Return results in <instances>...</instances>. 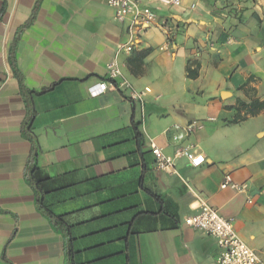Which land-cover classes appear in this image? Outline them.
Returning <instances> with one entry per match:
<instances>
[{"label":"crops","instance_id":"crops-1","mask_svg":"<svg viewBox=\"0 0 264 264\" xmlns=\"http://www.w3.org/2000/svg\"><path fill=\"white\" fill-rule=\"evenodd\" d=\"M195 4V8L191 6ZM0 264H217L216 240L187 226L201 201L235 218L239 236L264 260V0H182L152 4L158 21L129 53L128 21L108 0H0ZM37 6V8H36ZM34 117L23 130L26 103ZM171 19L168 34L161 26ZM117 58L142 100L116 88ZM196 62L198 75L188 76ZM196 65L192 64L194 69ZM107 89L94 95L97 84ZM46 177L24 175L32 148ZM177 136H181L176 138ZM166 155L191 146L204 162L156 168L151 142ZM225 174L245 193L221 188ZM251 200V202H248Z\"/></svg>","mask_w":264,"mask_h":264},{"label":"built area","instance_id":"built-area-1","mask_svg":"<svg viewBox=\"0 0 264 264\" xmlns=\"http://www.w3.org/2000/svg\"><path fill=\"white\" fill-rule=\"evenodd\" d=\"M108 4L114 10L115 19L118 22L128 21L129 42L119 46L116 53L119 54L120 52H131L135 46L137 35L158 21V15L152 4H157L166 9L180 8L182 7V0H108ZM191 8H195V4ZM160 24L165 32L171 33V19L163 18ZM107 71L109 78L116 82V88L123 91L129 90V99L133 101L142 100L144 94L150 91L149 88L140 92L133 90L131 84L124 78L116 57L108 62ZM93 88H96L93 94L97 95L104 92L107 86L102 83ZM179 137L181 136L176 138ZM150 146L155 156L156 168L169 173H176L175 159L183 156L187 157L194 165H200L204 162L202 156L193 155L190 150L191 146L177 150L174 156L166 155L153 141ZM248 187L247 183L234 181L230 174H225L221 183V188H230L237 193H245ZM184 223L201 230L216 240L218 246L217 264H264L260 255L239 236L235 228V218L222 216L217 209L207 202L201 201L199 211L196 214L186 216Z\"/></svg>","mask_w":264,"mask_h":264},{"label":"trees","instance_id":"trees-1","mask_svg":"<svg viewBox=\"0 0 264 264\" xmlns=\"http://www.w3.org/2000/svg\"><path fill=\"white\" fill-rule=\"evenodd\" d=\"M36 8H37V6H36ZM36 8L34 9V14L30 18V20L26 24H24L22 27H20L18 29V31L16 32L14 40L11 44L10 54H9V60H10L11 67L14 70L15 75L19 79L20 89H21V92L24 96V100L26 103L27 113H26V118L23 121V130L27 133L31 129V123H32V120L34 117V112L32 110L30 98L28 95V93H30V92L26 89L25 85L23 84L20 72L18 71L17 66H16V45H17V41L19 39L21 32L33 20V17H34L35 12H36ZM4 11H5V5H3V7L0 11V17L3 15ZM192 64L196 65L194 67V69L191 68ZM192 64L188 63V66H187L188 76L190 78H196L198 75L197 69H198L199 65L196 62H194ZM251 105L255 106V107H260V108L264 107L263 105H260L258 103H252ZM30 140L32 141V148H31L30 155L28 157V161L26 163L24 175H25L26 180L30 184L35 186L36 189L40 190L41 182L46 177V175H44L43 171L41 169H39L37 166V163H36L37 148L34 144V139L32 136H30ZM36 202H37L38 209L48 218L50 223H52V225H54L55 227H59L61 229L63 236H64V239H65V242H66V247H65L66 248V260H67L68 264H72V254H73L72 239H71V235H70L69 230L66 227H64L63 224L58 220V218L46 207V205L44 204L43 195H39V193H38V198H37Z\"/></svg>","mask_w":264,"mask_h":264}]
</instances>
